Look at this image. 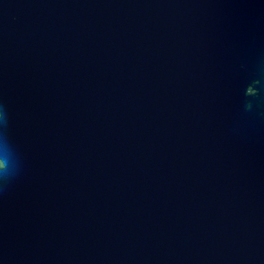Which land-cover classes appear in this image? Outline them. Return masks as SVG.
Returning <instances> with one entry per match:
<instances>
[{"label":"water","instance_id":"obj_1","mask_svg":"<svg viewBox=\"0 0 264 264\" xmlns=\"http://www.w3.org/2000/svg\"><path fill=\"white\" fill-rule=\"evenodd\" d=\"M0 264H264V0H0Z\"/></svg>","mask_w":264,"mask_h":264}]
</instances>
